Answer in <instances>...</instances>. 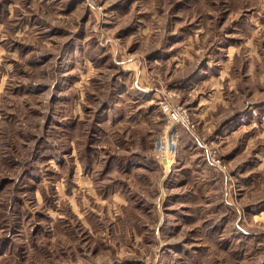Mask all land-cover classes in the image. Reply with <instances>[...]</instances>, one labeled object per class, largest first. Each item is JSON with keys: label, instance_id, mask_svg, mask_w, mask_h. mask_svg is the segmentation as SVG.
Returning <instances> with one entry per match:
<instances>
[{"label": "rangeland", "instance_id": "obj_1", "mask_svg": "<svg viewBox=\"0 0 264 264\" xmlns=\"http://www.w3.org/2000/svg\"><path fill=\"white\" fill-rule=\"evenodd\" d=\"M0 264H264V0H0Z\"/></svg>", "mask_w": 264, "mask_h": 264}, {"label": "built area", "instance_id": "obj_2", "mask_svg": "<svg viewBox=\"0 0 264 264\" xmlns=\"http://www.w3.org/2000/svg\"><path fill=\"white\" fill-rule=\"evenodd\" d=\"M162 108L163 111L169 116L170 120L173 121L168 127V133L170 134V136L168 135L167 132L164 133L163 143L161 144L162 147H164V151L166 150L168 151L169 149H175L176 147V142L174 138L175 132H172L173 130L172 127H174L173 124H175L177 121H184V120L186 123H189V119L188 116H185L184 114L181 116V118H178L177 111L168 104H164Z\"/></svg>", "mask_w": 264, "mask_h": 264}]
</instances>
